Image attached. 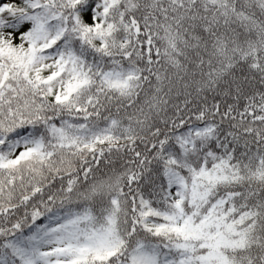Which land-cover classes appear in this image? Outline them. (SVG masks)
<instances>
[{"label": "snow or ice", "instance_id": "obj_1", "mask_svg": "<svg viewBox=\"0 0 264 264\" xmlns=\"http://www.w3.org/2000/svg\"><path fill=\"white\" fill-rule=\"evenodd\" d=\"M0 264H264V0H0Z\"/></svg>", "mask_w": 264, "mask_h": 264}]
</instances>
